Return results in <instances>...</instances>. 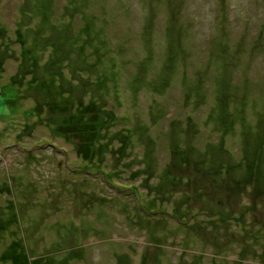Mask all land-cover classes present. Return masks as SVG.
I'll use <instances>...</instances> for the list:
<instances>
[{
    "label": "rangeland",
    "instance_id": "1",
    "mask_svg": "<svg viewBox=\"0 0 264 264\" xmlns=\"http://www.w3.org/2000/svg\"><path fill=\"white\" fill-rule=\"evenodd\" d=\"M23 44L112 120L88 154L0 97V264H264V0H0Z\"/></svg>",
    "mask_w": 264,
    "mask_h": 264
},
{
    "label": "trees",
    "instance_id": "2",
    "mask_svg": "<svg viewBox=\"0 0 264 264\" xmlns=\"http://www.w3.org/2000/svg\"><path fill=\"white\" fill-rule=\"evenodd\" d=\"M24 44L26 45V43ZM24 44L19 56L16 55L17 52L10 48L5 50L10 52L12 56L0 50V70L3 69V64L7 59H12L11 61L14 60L16 62V69L13 76L9 79L8 87L12 93H19V97L14 100L9 98L7 93H2L3 89H0L2 105H14L17 107L24 100L31 101L34 104L30 117H34L35 120L31 124L25 125L23 132L17 135L16 138L23 139V136L32 138L33 128L43 125L46 127V132L49 133L50 137L52 135L54 139L63 140L69 145H71L69 137H82L84 139L83 147L89 154L90 149L96 148L98 142H100L97 139L102 134L103 119L112 120V116L108 114L110 111L104 109L106 104H102L109 88L102 85H94L90 89L82 88L79 90V94L68 93L63 88L60 90L57 84H49L56 83V81L55 79L54 81L51 80L49 71L41 67L40 60L31 58V54L37 51V46H29L30 49H26ZM19 46L21 47V45ZM67 52L63 50L57 57L53 63L54 68L59 69V66L69 64L70 60L66 61V58H64L67 56ZM43 72H48L49 77L41 79ZM60 75L65 76L63 71ZM71 80L64 81L63 79V82L65 84ZM46 85L49 86L47 87ZM84 94H86V97L82 100V95ZM119 140L121 141V139ZM89 156L93 157V155ZM104 180L106 184H110L108 179L104 178ZM136 198L138 199L137 195ZM141 209L145 210L143 207ZM146 213H151V211L147 210Z\"/></svg>",
    "mask_w": 264,
    "mask_h": 264
}]
</instances>
